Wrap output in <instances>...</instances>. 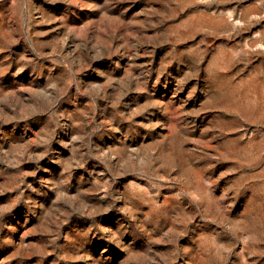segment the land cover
I'll list each match as a JSON object with an SVG mask.
<instances>
[{
    "label": "rangeland",
    "instance_id": "374dc122",
    "mask_svg": "<svg viewBox=\"0 0 264 264\" xmlns=\"http://www.w3.org/2000/svg\"><path fill=\"white\" fill-rule=\"evenodd\" d=\"M0 264H264V0H0Z\"/></svg>",
    "mask_w": 264,
    "mask_h": 264
}]
</instances>
